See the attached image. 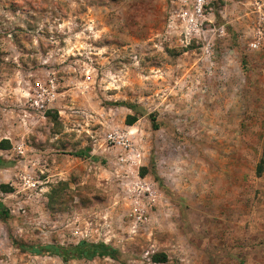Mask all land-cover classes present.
<instances>
[{
	"label": "rangeland",
	"instance_id": "rangeland-1",
	"mask_svg": "<svg viewBox=\"0 0 264 264\" xmlns=\"http://www.w3.org/2000/svg\"><path fill=\"white\" fill-rule=\"evenodd\" d=\"M0 184V264H264V0H0Z\"/></svg>",
	"mask_w": 264,
	"mask_h": 264
},
{
	"label": "trees",
	"instance_id": "trees-1",
	"mask_svg": "<svg viewBox=\"0 0 264 264\" xmlns=\"http://www.w3.org/2000/svg\"><path fill=\"white\" fill-rule=\"evenodd\" d=\"M135 116H129L127 119V124H132L136 121ZM84 151H79L76 154L80 155ZM8 185L0 184V189L2 191H9ZM6 211L0 209V217L4 216ZM20 247L29 250L35 254L49 255L55 253L61 257L62 260L67 261L69 259H85L91 260L94 257H114L116 250L104 242H89L87 240H80L78 243L69 246H52L48 244L41 245H20ZM154 255L152 260L154 262H162L165 260L164 255Z\"/></svg>",
	"mask_w": 264,
	"mask_h": 264
},
{
	"label": "built area",
	"instance_id": "built-area-1",
	"mask_svg": "<svg viewBox=\"0 0 264 264\" xmlns=\"http://www.w3.org/2000/svg\"><path fill=\"white\" fill-rule=\"evenodd\" d=\"M32 87L34 88V90L36 91V93H38L37 96H40L41 95L40 93H42L44 91V88H43L42 84L40 83V81H35L34 82V85ZM41 100L42 99L34 100V103L36 105H39L40 107H43V103L41 102ZM39 101H40V103H39Z\"/></svg>",
	"mask_w": 264,
	"mask_h": 264
}]
</instances>
